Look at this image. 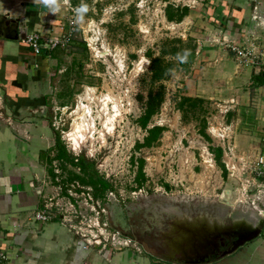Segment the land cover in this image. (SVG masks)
<instances>
[{
  "label": "rangeland",
  "instance_id": "1",
  "mask_svg": "<svg viewBox=\"0 0 264 264\" xmlns=\"http://www.w3.org/2000/svg\"><path fill=\"white\" fill-rule=\"evenodd\" d=\"M82 2L87 3L79 0L77 5ZM168 3L188 7L180 23L166 19ZM87 4L92 10L76 26L71 41L53 50L59 58L46 88L48 123L42 129L43 140L47 153L50 134L56 130L66 150L93 160L98 174L113 189L94 198L89 186L66 180L69 170L77 169L62 160L48 162L54 150L37 164L44 170L43 204L60 214L73 227L70 230L84 234L87 245L94 244L96 250L111 244L115 251L136 249L153 264H216L237 259L256 238L238 247L234 256L221 258V253L218 259L212 258L235 237L228 231L205 236L202 224L191 221L199 214L219 213L228 224L233 216L251 211L252 201L258 203L261 198L262 188L253 182V167L257 151L264 154V87L253 90L250 76L255 67L264 66V56L257 57L264 52V5L253 4L250 18L253 15L255 20L237 40L210 20L208 0H92ZM119 22L131 28L125 43L120 41L121 34L116 37L119 41L108 35L106 24ZM166 36L190 37L202 48L196 50L188 71L177 68L165 81V100L149 122V127L165 126L158 142L135 149L146 134L137 122L142 107L136 99L144 88L149 63L145 51L156 52ZM236 46L245 53L240 59H236ZM182 94L210 100L213 113L206 127L210 141L199 133L197 123L181 120L176 102ZM228 110L231 114L226 119ZM76 117L79 122L86 120L88 127L94 123L87 139L78 145L68 139ZM217 146L223 149L225 173L211 157ZM140 158L145 180L139 187L134 178ZM47 223L46 227L59 226ZM257 238L264 240V226Z\"/></svg>",
  "mask_w": 264,
  "mask_h": 264
},
{
  "label": "crops",
  "instance_id": "2",
  "mask_svg": "<svg viewBox=\"0 0 264 264\" xmlns=\"http://www.w3.org/2000/svg\"><path fill=\"white\" fill-rule=\"evenodd\" d=\"M256 1L263 7L264 0ZM256 1L208 0L210 20L224 30V35L242 39L243 28L255 20L250 16ZM77 4L79 1L64 4L62 0L61 12L52 15L33 0H0V27L7 16L24 21L27 32L39 29L56 34L62 31L61 23L63 30L67 29V18ZM58 58L54 51L34 53L23 40L0 36V250L6 254L0 264H153L136 249L96 250L59 219L49 221L59 226L46 227L47 222L33 216L44 202L40 183L44 170L37 164L53 152L54 133L46 153L42 129L48 123V79L55 74L51 69ZM262 85L252 88L262 89ZM242 250L237 259H227L236 254L233 251L219 263L264 264V240L256 238Z\"/></svg>",
  "mask_w": 264,
  "mask_h": 264
},
{
  "label": "trees",
  "instance_id": "3",
  "mask_svg": "<svg viewBox=\"0 0 264 264\" xmlns=\"http://www.w3.org/2000/svg\"><path fill=\"white\" fill-rule=\"evenodd\" d=\"M78 1L79 0H71V2L74 4H76ZM84 1L90 3L92 0ZM99 4V1L95 2L96 6ZM117 14L118 13H116V15ZM187 14V6L179 8L178 6L168 3L164 8V15L169 22L174 21L180 23L183 17ZM119 24L120 25L108 23L106 24V28L109 33L108 35L115 37L117 40L119 38L116 37L121 34L122 39L120 38V41L123 42L128 35V29L131 28L128 24L120 22ZM53 50L43 51L51 52ZM184 50H190L187 63H181L177 57V54L183 55ZM196 50L197 44L192 42L190 37L184 40L178 36H166L159 41L158 50L156 52H154L151 48H148L145 51V56L149 60V63L147 70L144 71V88L140 89L136 94V99L139 101V103H141L142 107V112L138 117L137 122L140 127L145 129L146 134L144 135L141 142H136L135 149H140L141 147H151L156 142H158L162 132L165 130V126L154 124L149 127V122L151 118L159 112L161 105L165 100V81L170 78L173 71L177 68L183 71H188L190 65L195 60ZM251 83L253 86L262 85L264 83V72L260 71L259 73H252ZM210 103L211 102L209 99L187 94L180 95L178 97V101L176 102L177 109L180 112L181 120L184 123H197L199 125L197 128L199 133L208 141H210L211 138L206 133L207 118L211 113H213V108L210 106ZM230 114L231 112L229 110L226 111V119L229 118ZM52 150H55V154H53L52 157H47L48 162L51 163L54 160H62L64 163L76 168L77 170H69V177L66 180L75 182L77 181V183L89 186L90 193L94 196V198L101 197L106 193V191L113 189L112 183H110V181L103 175L98 174L93 160H89L82 155H72L66 150L61 135L56 130L54 131V145ZM212 150L214 151L213 153L215 162L222 169L223 173H225L226 168L224 162H222L221 159L223 153L222 147L217 146L212 148ZM143 163L144 159L140 158L136 164L137 172L134 179H136V183L139 187L145 180ZM64 169H66V167H64ZM48 172L51 174L52 178L55 179V172L53 169H49Z\"/></svg>",
  "mask_w": 264,
  "mask_h": 264
},
{
  "label": "water",
  "instance_id": "4",
  "mask_svg": "<svg viewBox=\"0 0 264 264\" xmlns=\"http://www.w3.org/2000/svg\"><path fill=\"white\" fill-rule=\"evenodd\" d=\"M3 22L6 23L4 32L0 30V36H4L8 39L23 40L27 34V27L24 21L19 18L3 17ZM201 49V44H198L197 51ZM254 206V205H253ZM246 210L245 214L239 216H233L231 223H225L223 220V214L217 213L214 216H207L206 214L197 215L191 222L194 225L202 224L204 235L214 234L218 235L228 231V234L233 235L235 239L232 241L229 249L223 253L230 254L238 247L242 246L246 242H249L259 236L264 226V210L259 211L257 207ZM197 222V224H196ZM214 230V231H213ZM230 232V233H229ZM200 234V233H199ZM202 239V237H201ZM187 264H193L197 262H186Z\"/></svg>",
  "mask_w": 264,
  "mask_h": 264
},
{
  "label": "built area",
  "instance_id": "5",
  "mask_svg": "<svg viewBox=\"0 0 264 264\" xmlns=\"http://www.w3.org/2000/svg\"><path fill=\"white\" fill-rule=\"evenodd\" d=\"M74 17L71 14L67 18V29L63 30V24H59L60 28H62L61 32L53 33L42 30H33L30 32H27L25 39L23 41L28 44V46L33 50L34 53H40L43 50H53L59 46H64L68 44L70 41L72 35L74 34L76 30V25L73 24ZM237 54L236 59H240L242 55L245 53L243 52V49H239L237 46L235 47ZM257 57L264 56V52H258ZM260 64V63H259ZM260 71L264 72V66L258 65L255 67L254 73H259ZM264 84V83H263ZM211 157L214 161V153L211 154ZM254 172V178L253 182L257 183L262 189H261V198H257L259 201L256 203V200L252 201V204L257 207L259 211L264 210V156L257 155L256 156V162L253 167ZM33 216L35 220L42 221V222H49L53 221L54 219H59L61 222L65 223V219L58 213L52 212V210L48 207V204H43V207L37 209ZM70 228L73 229V227L69 224ZM77 233H79L76 230ZM84 238L86 237L84 234L79 233ZM113 247H115V244H111ZM6 254L0 250V259H5Z\"/></svg>",
  "mask_w": 264,
  "mask_h": 264
},
{
  "label": "clouds",
  "instance_id": "6",
  "mask_svg": "<svg viewBox=\"0 0 264 264\" xmlns=\"http://www.w3.org/2000/svg\"><path fill=\"white\" fill-rule=\"evenodd\" d=\"M33 3L43 6L46 8L50 14L56 15L61 12L62 0H33ZM64 4L68 3V0H63ZM92 9L87 3L82 2L79 6L72 9L75 14V19L73 24L78 26L82 24L85 17ZM190 55V50H184L183 55L177 54L178 60L181 63H187L188 56Z\"/></svg>",
  "mask_w": 264,
  "mask_h": 264
},
{
  "label": "bare ground",
  "instance_id": "7",
  "mask_svg": "<svg viewBox=\"0 0 264 264\" xmlns=\"http://www.w3.org/2000/svg\"><path fill=\"white\" fill-rule=\"evenodd\" d=\"M83 117V116H82ZM81 117V118H82ZM80 117H76L75 120H74V130H71V132H69L68 134V139L74 144V145H78L81 143V141L83 142L84 140L87 139V133H90L93 128H94V123H91L90 126L88 127L87 125L89 124H85V121L82 120L81 122L77 121ZM112 120V117L108 118L106 120V127L107 125H109V121ZM89 122V121H88ZM86 122V123H88ZM111 125V124H110ZM112 128V127H111ZM89 129V131H87ZM85 130H86V133H85ZM92 135V134H91ZM90 137V136H89ZM101 137H103V135H101ZM84 143V142H83ZM73 148V147H72Z\"/></svg>",
  "mask_w": 264,
  "mask_h": 264
},
{
  "label": "flooded vegetation",
  "instance_id": "8",
  "mask_svg": "<svg viewBox=\"0 0 264 264\" xmlns=\"http://www.w3.org/2000/svg\"><path fill=\"white\" fill-rule=\"evenodd\" d=\"M6 22V21H5ZM3 23V26L2 27H0V30H2L3 32H4V30H5V27H6V23ZM229 242V241H228ZM231 243L232 242H229V244L228 243H225V244H223V246L220 248V252L216 255V254H211L210 256L213 258H216V259H218L217 257H219V255L222 253V257L221 258H223V257H225L226 255H228V254H225V255H223V253L224 252H226L228 249H229V247L231 246ZM225 245V246H224ZM215 253V252H214ZM220 258V259H221ZM171 264H178V263H171ZM185 264H187V263H185Z\"/></svg>",
  "mask_w": 264,
  "mask_h": 264
}]
</instances>
